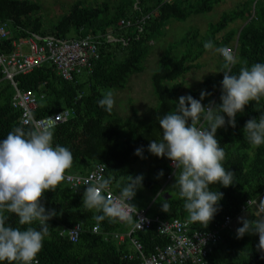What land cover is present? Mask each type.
Returning a JSON list of instances; mask_svg holds the SVG:
<instances>
[{
    "label": "trees",
    "instance_id": "1",
    "mask_svg": "<svg viewBox=\"0 0 264 264\" xmlns=\"http://www.w3.org/2000/svg\"><path fill=\"white\" fill-rule=\"evenodd\" d=\"M221 1L119 0L112 5L107 1L89 5L75 0L46 31L38 2L0 0V23H6L10 31L6 38L0 40L1 54L14 51V40L33 36L68 39L103 35L98 42L99 58L91 71L74 74L72 80L63 79L54 65L45 61L29 72L16 74L13 77L15 88L10 80L4 78L0 66V140L15 127H22L25 132L35 129L31 123L21 122V109L12 105L16 89H30L37 99L33 118L69 111L68 117L50 129L54 133L53 147L57 144L65 146L73 154L69 172L86 174L94 164L101 163L105 167L103 180H108L111 190L120 194L122 187L128 183V175H138L133 166L135 162L153 155L147 150L148 144L151 140L162 138L157 117L176 110L184 75L195 67L193 61L205 51V42L211 40L214 48L231 47L236 42L234 56L237 64L232 67V74H238L242 66L264 63V0H243L241 5L223 12L217 21L209 23L203 37L197 39L198 30L191 28L179 39V52L171 55L176 45H170L168 51L159 57L157 68L150 76L157 100L152 117H144L138 109L121 113L113 106L108 112L98 105L97 101L104 95L102 90L123 89L131 76L142 71V63L147 59L148 47L151 46L149 43L160 36L168 21H184L191 15L209 12ZM121 19L130 20L131 24L121 26L118 23ZM236 19L243 23L238 30L230 29L215 37ZM71 31L74 35L68 37ZM105 34L113 39L107 41ZM224 63L222 57L216 66L217 72L204 76L197 89L187 90L184 95L200 99L204 90L210 95L201 101L203 105L207 106L211 101L221 103L223 73L219 71L223 70ZM261 113H264V96L259 102L250 101L243 112L237 113L235 127L226 124L217 129L216 138L226 154L222 163L225 169L235 173V183L228 187L218 182L210 185L211 190H219L224 196L219 202L220 210L206 228L188 219L185 200L179 196V189L174 184V173L179 175V169H175L170 180L165 181L172 172L167 157L154 155L156 164L143 177L142 190L146 194L141 188L137 189L135 197L129 202L131 206L134 209L145 208L150 217L179 219L187 223L189 230H211L215 226L220 227L229 217V225L233 228H219V241L208 255L210 264H264V251L257 249L258 234H245L242 238L236 236V229L242 226L238 223L239 217L247 216L253 220L257 216L254 207L246 206V201L256 199L260 203L264 199V144L252 145L243 131L245 122L253 117L258 119ZM207 123L202 114L198 126L206 127ZM141 146L144 158L134 154L135 149ZM160 170L164 174L157 178ZM163 183L166 185L161 188ZM85 187L71 189L62 180L54 191H45L42 203L46 210H54L56 215L48 221L49 234L32 264H138L139 256L131 239L141 245L144 256L168 244L169 239L158 234L154 228L134 230L127 235L132 228L133 217L130 221L105 218L98 223L93 216L101 213L82 207ZM163 203L170 205L168 212L162 211ZM243 206L245 212H242ZM4 214L8 217L7 223L13 227L39 229L38 221L32 225H20L15 213ZM75 224H79L82 230L73 242L60 231ZM94 225L98 227L96 232L92 231ZM115 234H123V240H118ZM129 255L132 259L128 258ZM175 264L192 263L183 261Z\"/></svg>",
    "mask_w": 264,
    "mask_h": 264
},
{
    "label": "clouds",
    "instance_id": "2",
    "mask_svg": "<svg viewBox=\"0 0 264 264\" xmlns=\"http://www.w3.org/2000/svg\"><path fill=\"white\" fill-rule=\"evenodd\" d=\"M204 48L212 49L213 42H205ZM215 50L225 61L223 70L219 71L223 73L221 103L211 101L209 105H203L201 101L210 95L204 90L200 99L190 94L180 96L175 111L157 117L162 138L151 140L147 146L151 154L167 157L173 167L179 169V175L174 173V184L179 189V196L185 200L188 219L205 228L220 210L219 202L224 196L219 190H211L210 185L218 182L228 187L235 183V173L223 166L226 154L216 138L217 129L226 124L235 127L237 113L243 112L250 101L259 102L264 96V63L242 66L238 74H232L237 59L231 49ZM97 103L111 112L115 103L112 92L104 94ZM202 114L208 122L206 127L198 126ZM243 131L252 145L264 144V113L258 119L249 118ZM53 136V131L46 127L27 132L22 127H15L0 140V262L32 264L49 234L48 221L56 212L46 210L42 198L45 191L56 189L73 161L69 148L59 144L53 147ZM134 154L144 158L143 146L136 148ZM163 174L160 170L157 178ZM108 186V180H100L85 187L82 207L101 213L93 216L98 223L105 218L130 221L132 204L129 202L137 189L143 187V174L128 175V183L122 187L118 198L104 194ZM256 207L264 209V199ZM169 209L170 205L163 203L162 211ZM5 212L15 213L20 225L38 221L39 229L13 227L7 223ZM238 223L242 226L236 229L237 238L258 234L257 249L264 251V211L253 220L241 216Z\"/></svg>",
    "mask_w": 264,
    "mask_h": 264
},
{
    "label": "built area",
    "instance_id": "3",
    "mask_svg": "<svg viewBox=\"0 0 264 264\" xmlns=\"http://www.w3.org/2000/svg\"><path fill=\"white\" fill-rule=\"evenodd\" d=\"M121 26H129L130 20L121 19L119 22ZM10 34L6 23H0V40L6 38ZM99 37L103 35H85L78 38L57 39L49 36L43 38L33 36L32 38L21 41L14 40L12 45L14 51L4 55L0 53V66L5 79L11 81L14 85L13 77L18 73L29 72L33 67L40 65L42 62L50 61L57 73L65 80H72L74 74L82 72H89L94 66V63L99 58ZM107 41L113 38L109 34H105ZM22 45L26 46L27 51L22 49ZM235 46L231 49L233 55L235 53ZM222 56V55H221ZM223 57V56H222ZM16 88V87H15ZM37 99L35 93L30 90L16 89L15 96L12 101L13 106L21 109V122L23 124L31 123L34 128H48L51 129L64 118L68 117L69 111L63 110L42 118H33V111L36 108ZM168 165L172 168V172L167 175L166 182L170 180L175 168L172 162ZM105 167L101 163L93 165L91 170L86 174H76L69 172V168L64 172L63 181L74 189L79 186H88L91 183H96L103 180ZM106 196L118 198L120 194L114 193L108 186L105 193ZM254 207V212L259 215L264 209L256 207L259 205L256 199L247 200L246 206ZM256 202V204H255ZM245 206L242 207V212H245ZM130 214L133 217V225L130 233L134 230L144 231L150 228L169 239L168 244L144 256L141 253V245L131 239L134 250L138 253V264H175L183 261H189L192 264H210L208 259L209 252L212 251V246L219 241V228L233 227L230 224V218L226 217L220 227L215 226L211 230H189L186 222L179 219L164 220L158 216L150 217L146 213V209L130 208ZM118 219V218H117ZM120 220V219H118ZM123 221V220H120ZM98 229L97 225L92 228L93 232ZM82 228L79 224H75L70 228H63L60 234H66L70 241H76ZM118 240H123V234H115ZM128 258L132 259V255Z\"/></svg>",
    "mask_w": 264,
    "mask_h": 264
},
{
    "label": "rangeland",
    "instance_id": "4",
    "mask_svg": "<svg viewBox=\"0 0 264 264\" xmlns=\"http://www.w3.org/2000/svg\"><path fill=\"white\" fill-rule=\"evenodd\" d=\"M41 6L40 17L43 22V27L46 31L49 30L51 23H54L58 16L68 9L70 4L75 0H34ZM84 4L95 5L100 4L102 1H107L110 5L119 0H81ZM243 0H223L220 3L213 6L211 11L191 15L184 21H168L160 32V36L156 40H151L148 47V57L143 61V69L135 76H131L127 85L123 89H105L102 90L103 94L112 92L115 103V109L121 113L129 112L133 109L143 113L144 117L150 118L153 115V109L157 103L156 97L152 91L150 76L152 72L157 68L159 57L168 51L169 46L176 45L171 51V55L174 52H179V39L191 28L198 30L200 39L206 34L209 23L217 21L219 16L223 12H228L234 7L241 5ZM242 21L236 19L233 22L227 24L226 28L215 34V37H220L230 29H237L241 27ZM236 30V31H237ZM74 32L71 31L68 37L73 36ZM236 39V37H235ZM235 43V42H234ZM233 43V44H234ZM221 48V47H220ZM212 48L206 50L195 60L193 64L195 67L191 68L182 80V89L178 95V99L181 95H184L187 90L197 89L204 76L208 74H215L217 72V64L222 59L219 52ZM170 53V52H169ZM170 55V56H171ZM179 55V53H178ZM154 155L146 158L143 161L135 162L134 169L138 174H143V177L148 171H152L156 164ZM166 184H162L161 188H164ZM142 190V188H141ZM143 193L146 194L144 190ZM150 195V194H149Z\"/></svg>",
    "mask_w": 264,
    "mask_h": 264
},
{
    "label": "crops",
    "instance_id": "5",
    "mask_svg": "<svg viewBox=\"0 0 264 264\" xmlns=\"http://www.w3.org/2000/svg\"><path fill=\"white\" fill-rule=\"evenodd\" d=\"M22 49L24 50V51H27V48H26V46H24V45H22ZM154 217V216H153Z\"/></svg>",
    "mask_w": 264,
    "mask_h": 264
},
{
    "label": "water",
    "instance_id": "6",
    "mask_svg": "<svg viewBox=\"0 0 264 264\" xmlns=\"http://www.w3.org/2000/svg\"><path fill=\"white\" fill-rule=\"evenodd\" d=\"M164 197H166V196H164Z\"/></svg>",
    "mask_w": 264,
    "mask_h": 264
}]
</instances>
